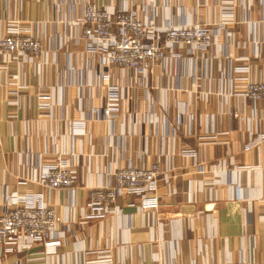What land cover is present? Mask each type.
Listing matches in <instances>:
<instances>
[{
	"label": "crops",
	"instance_id": "0c3cea01",
	"mask_svg": "<svg viewBox=\"0 0 264 264\" xmlns=\"http://www.w3.org/2000/svg\"><path fill=\"white\" fill-rule=\"evenodd\" d=\"M89 1L140 5L144 16L155 4L164 22L208 24L217 44L190 72L173 61L105 78L100 54L76 38ZM12 21L42 37L45 53L0 56V212L40 198L66 236L55 251L37 243L0 264H264V103L242 93L264 81V0H0V35ZM112 102L118 110L105 117ZM59 157L76 164L71 189L38 180ZM156 161L172 168L147 194L157 208L124 195L120 211L86 218L92 187L118 167Z\"/></svg>",
	"mask_w": 264,
	"mask_h": 264
},
{
	"label": "built area",
	"instance_id": "2783aa9c",
	"mask_svg": "<svg viewBox=\"0 0 264 264\" xmlns=\"http://www.w3.org/2000/svg\"><path fill=\"white\" fill-rule=\"evenodd\" d=\"M143 9L140 5L112 9L89 1L75 19L79 28L76 38L84 39L90 50L100 54L105 78L113 69L135 70L140 75L149 69L157 73L160 68L168 70L173 61H185L190 72L189 67L201 58L200 51L217 44L216 30L206 23L164 22L155 4L151 5L148 16H144ZM180 50L185 51L182 57H179ZM44 53L42 37L24 29L17 21L10 22L7 31L0 35V56L6 62L21 57L36 60ZM242 68L248 70L249 66ZM244 87L243 95L254 104L264 103V81L249 80ZM118 91L117 86L110 87L111 95H117ZM48 93L41 91L43 96ZM117 110L116 103L112 102L102 112L105 117H110ZM171 169L161 161L118 167L113 172L114 178L92 187L87 203L90 213L86 218L103 219L113 211H120L118 200L124 195L140 197L141 207L157 208L158 197L149 198L147 194L159 180H170ZM199 171L206 172L203 163H200ZM75 179L76 164H69L59 157L42 167L38 180L50 189H71ZM65 236L66 226L62 218L42 199L31 197L24 203L7 206L0 212V262L37 243L55 251ZM103 258L109 261V250L104 251Z\"/></svg>",
	"mask_w": 264,
	"mask_h": 264
},
{
	"label": "rangeland",
	"instance_id": "374dc122",
	"mask_svg": "<svg viewBox=\"0 0 264 264\" xmlns=\"http://www.w3.org/2000/svg\"><path fill=\"white\" fill-rule=\"evenodd\" d=\"M90 193H91V191H90Z\"/></svg>",
	"mask_w": 264,
	"mask_h": 264
}]
</instances>
